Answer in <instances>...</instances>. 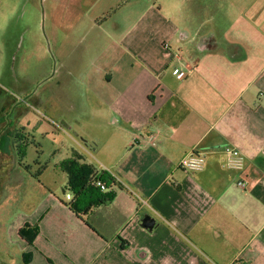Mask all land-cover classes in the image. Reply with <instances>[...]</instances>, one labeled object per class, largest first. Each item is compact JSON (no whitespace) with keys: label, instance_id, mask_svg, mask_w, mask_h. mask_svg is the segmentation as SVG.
I'll return each mask as SVG.
<instances>
[{"label":"crops","instance_id":"0c3cea01","mask_svg":"<svg viewBox=\"0 0 264 264\" xmlns=\"http://www.w3.org/2000/svg\"><path fill=\"white\" fill-rule=\"evenodd\" d=\"M46 1L55 75L96 90L72 151L115 184L97 204L94 189L67 193L62 171L58 184L38 177L9 229L18 264H264V0L212 6L211 33L182 3ZM151 132L155 146L132 143ZM228 148L243 153V171L225 166ZM191 152L201 171L178 167ZM25 224L38 227L32 244L18 236Z\"/></svg>","mask_w":264,"mask_h":264},{"label":"rangeland","instance_id":"374dc122","mask_svg":"<svg viewBox=\"0 0 264 264\" xmlns=\"http://www.w3.org/2000/svg\"><path fill=\"white\" fill-rule=\"evenodd\" d=\"M157 1L182 3V17L203 21L210 33L212 6L221 7L220 14L230 6V0ZM193 3L198 7L194 9ZM42 13L46 14L43 21ZM48 14L46 0L44 5L40 0H0V257L8 251L13 264L19 262L18 252L9 245L8 234L16 212L39 192L38 177L47 183L60 182L59 163L74 155L73 143L82 139L83 111L88 116L97 107L87 100L96 93L95 87L81 82L79 75L62 79L55 75L61 58ZM182 52L186 55L188 50ZM89 76L95 83L94 73ZM44 165L48 169L38 174Z\"/></svg>","mask_w":264,"mask_h":264},{"label":"trees","instance_id":"16d2710c","mask_svg":"<svg viewBox=\"0 0 264 264\" xmlns=\"http://www.w3.org/2000/svg\"><path fill=\"white\" fill-rule=\"evenodd\" d=\"M58 166L67 175L65 191L71 192L75 197L84 194L88 189H94L98 196L97 204L105 203L112 198L111 192L102 193L99 187L94 186L93 183L100 182L106 187H110L115 184L114 179L104 171L97 175L93 166L82 162L80 155L74 153L71 158L61 161ZM68 206L74 213H79L75 205L68 204ZM37 234L38 227L36 225L25 224L18 231V236L28 244L33 243Z\"/></svg>","mask_w":264,"mask_h":264},{"label":"built area","instance_id":"2783aa9c","mask_svg":"<svg viewBox=\"0 0 264 264\" xmlns=\"http://www.w3.org/2000/svg\"><path fill=\"white\" fill-rule=\"evenodd\" d=\"M167 46V45H165ZM183 75V72H179L177 76L180 78ZM145 146H155L156 145V134L151 132L146 136L140 134L132 138V143L138 144L139 141ZM226 161L225 166L229 169L241 172L244 170L245 157L242 152L237 149H226ZM205 159L204 156L195 152L189 153L187 156H184L178 163V167L187 172H198L201 171L204 167ZM95 186L99 187L100 190H105L106 186L100 182L93 183ZM237 186L239 188L245 187V182L243 180L237 181ZM67 199L70 198V195H65ZM141 205H145V201L140 200ZM232 264H239L234 261Z\"/></svg>","mask_w":264,"mask_h":264},{"label":"water","instance_id":"95a60500","mask_svg":"<svg viewBox=\"0 0 264 264\" xmlns=\"http://www.w3.org/2000/svg\"><path fill=\"white\" fill-rule=\"evenodd\" d=\"M43 18H44V13H42V21H43ZM147 220H148V219H145L144 222H146ZM144 226H146V227H151V226H152V222H148V224L145 223Z\"/></svg>","mask_w":264,"mask_h":264}]
</instances>
